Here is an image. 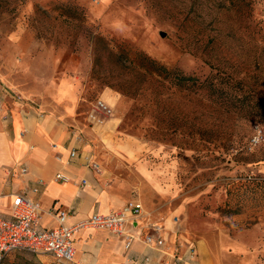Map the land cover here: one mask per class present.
<instances>
[{
	"label": "rangeland",
	"instance_id": "374dc122",
	"mask_svg": "<svg viewBox=\"0 0 264 264\" xmlns=\"http://www.w3.org/2000/svg\"><path fill=\"white\" fill-rule=\"evenodd\" d=\"M140 54L192 79L178 87ZM211 79L229 86V111ZM0 85L77 115L106 187L231 264H264V0H0ZM101 98L113 113L98 122Z\"/></svg>",
	"mask_w": 264,
	"mask_h": 264
},
{
	"label": "crops",
	"instance_id": "0c3cea01",
	"mask_svg": "<svg viewBox=\"0 0 264 264\" xmlns=\"http://www.w3.org/2000/svg\"><path fill=\"white\" fill-rule=\"evenodd\" d=\"M115 120L108 117V125ZM83 132L85 137L93 135L72 111L63 112L31 101H20L14 96L13 88L0 85V210L9 216L13 195L27 192L43 208L41 226L52 228L57 224L52 210L57 207L70 210L66 222L69 226L96 212L121 209L129 200L105 186L98 171L100 163L95 150L91 142L82 137ZM73 149H77L78 155L72 162H67ZM93 162L99 164L98 169ZM24 166L27 172L21 173ZM58 172L65 173L70 180L55 179ZM83 178L88 184L81 185ZM130 200L141 202L147 214L152 208L146 200L144 203L138 198ZM154 215L150 217L163 225L162 246L135 241L127 249L123 236L83 227L74 237L73 263L48 253L40 254H43L45 264H142L146 256L151 260L148 264H231L226 251L217 249L206 238L188 235L173 216L160 220ZM147 223L148 216L139 219L137 231L142 235L149 230Z\"/></svg>",
	"mask_w": 264,
	"mask_h": 264
},
{
	"label": "built area",
	"instance_id": "2783aa9c",
	"mask_svg": "<svg viewBox=\"0 0 264 264\" xmlns=\"http://www.w3.org/2000/svg\"><path fill=\"white\" fill-rule=\"evenodd\" d=\"M14 96L20 101H28L20 93L14 91ZM113 108L103 99H99L91 113V118L98 122L103 121L100 114H112ZM78 155L73 149L67 162H72ZM99 168L97 162H93ZM21 173L27 172V167L20 169ZM57 180L68 181L70 177L63 172L56 174ZM88 184L83 178L81 185ZM70 210L57 207L52 210L56 219V226L45 228L41 226L43 208L37 199L29 196L27 192L13 195L10 215L7 216L0 210V264L2 260L13 251H26L33 254L48 253L60 260L73 263L75 260L74 237L76 232L83 227H93L108 230L126 239V248H130L135 241H141L149 246L157 244L162 246L163 225L159 220H154L150 214L144 212V206L136 200H129L121 209L108 213L96 212L74 226L66 224ZM148 216L145 235L137 231L139 219ZM162 220V219H160ZM173 256H176L174 253ZM142 264L151 263L150 257L143 258ZM152 264H159L154 262Z\"/></svg>",
	"mask_w": 264,
	"mask_h": 264
},
{
	"label": "trees",
	"instance_id": "16d2710c",
	"mask_svg": "<svg viewBox=\"0 0 264 264\" xmlns=\"http://www.w3.org/2000/svg\"><path fill=\"white\" fill-rule=\"evenodd\" d=\"M141 60L139 62L140 66L146 68L151 73H157L158 75H163L164 77L168 78L174 75L178 77L177 82H175V85L178 87H183L187 85V81L192 79V76H187L181 72L178 68H168L166 65L156 61L153 58H150L146 54H140ZM205 88H208L210 92H218L219 93V103L221 106H223L226 110L231 109L232 105V97H231V91L229 86H223L221 84H218L213 79L210 80L207 84H203Z\"/></svg>",
	"mask_w": 264,
	"mask_h": 264
}]
</instances>
